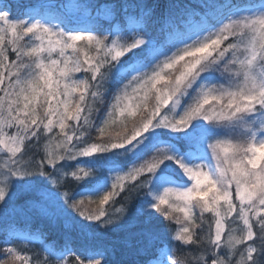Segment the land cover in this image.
Returning a JSON list of instances; mask_svg holds the SVG:
<instances>
[{"label": "snow or ice", "instance_id": "1", "mask_svg": "<svg viewBox=\"0 0 264 264\" xmlns=\"http://www.w3.org/2000/svg\"><path fill=\"white\" fill-rule=\"evenodd\" d=\"M137 7L148 24L104 30L0 0V264H113L94 246L101 229L151 252L143 264H264V0L199 17L170 2L159 20ZM98 154L121 173L111 182L94 178ZM67 161L79 194L60 190ZM17 209L62 222L81 249L44 245L33 260L8 230Z\"/></svg>", "mask_w": 264, "mask_h": 264}, {"label": "trees", "instance_id": "2", "mask_svg": "<svg viewBox=\"0 0 264 264\" xmlns=\"http://www.w3.org/2000/svg\"><path fill=\"white\" fill-rule=\"evenodd\" d=\"M13 5H19L21 8L27 6V11L35 13H43L51 18L70 19L73 22L74 27L79 28H100L106 30L109 24L115 28L117 24H122V27H132L134 24H129V20L136 24L146 25L149 23L147 17H145L140 8L137 5L148 4L153 6L156 12V18L159 20L161 13L166 16V6L172 3H179L184 5L192 6L194 9L195 16L199 17L203 15L201 6L204 4H220L222 2L235 3L237 5H245L251 0H11ZM259 2V0H255ZM20 8L14 7L13 14H18ZM176 23H184L182 20H177ZM161 22L154 24L151 27L152 35L157 39L164 41L167 36V25H164L165 31L159 32ZM111 38V37H110ZM128 36L122 37V40H130ZM149 106L155 103L154 98H150ZM137 120L139 117L136 118ZM129 127H131V121H129ZM119 129L112 131V136L115 137V132ZM109 138L105 137V141ZM46 139L43 138L39 151L31 150L29 156L32 159H40L43 156V148ZM123 162V161H120ZM64 163V162H61ZM77 161H70L68 166L64 169L69 173L67 177L61 183L60 190L67 191L70 195L79 194L85 187V182H76L71 177V171L75 170L74 165ZM119 172H109L107 163L97 161L95 165L94 178L107 176L109 182L112 178L119 175ZM1 180V179H0ZM28 198H32L31 194H28ZM84 198V197H79ZM20 204L23 203V198L17 200ZM135 204V193L132 194L129 200L121 201L116 204V207H124L126 210L131 209ZM82 209L87 213H93L97 211L95 204H88L85 199V204L81 206ZM108 207V206H105ZM9 228L10 232H15L20 237H28L31 243H27L26 251L29 255L33 256V260L36 259L35 254H39L41 259L44 253L42 252V246L48 245L55 246L59 249L65 244L68 247L79 251L82 247V241L75 232H68L63 228L62 222L53 223L47 218L37 215L34 211L26 210L21 211L17 209L15 212H9ZM206 217L208 214H205ZM167 224V222L165 221ZM173 227H179L173 225ZM106 230L101 229V235L95 241L94 246L101 250L107 248L106 257L109 258L113 264H131L132 261H136V264H143L151 257V252L147 254L135 255L129 248L125 247L121 243V237L123 234L108 233L104 235ZM5 234V225L0 221V242H2ZM25 241L18 240L17 246L24 248ZM115 245V252L112 251V246ZM178 260L181 259L180 253H177ZM68 264H73L74 257H66Z\"/></svg>", "mask_w": 264, "mask_h": 264}, {"label": "rangeland", "instance_id": "3", "mask_svg": "<svg viewBox=\"0 0 264 264\" xmlns=\"http://www.w3.org/2000/svg\"><path fill=\"white\" fill-rule=\"evenodd\" d=\"M45 139H46V142L44 144L47 143V138L45 137ZM106 155H108V154H98V157H93V158H89V159H95L97 161H101V162L107 163L106 160L104 159V156H106ZM126 159L127 158L126 157H123V156L117 158L118 161H124ZM69 162L70 161H67V162H64V163H66L68 165ZM0 179H1L0 181H3V177H0ZM0 186H2V184H0ZM27 197H29V196L26 195V196L22 197L23 198V201L25 199H27ZM28 199H31V198H28ZM18 204H20V201H18ZM9 215H11V213H9Z\"/></svg>", "mask_w": 264, "mask_h": 264}]
</instances>
